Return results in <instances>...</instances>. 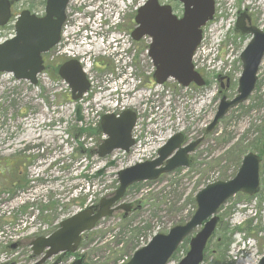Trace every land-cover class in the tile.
I'll return each mask as SVG.
<instances>
[{
    "label": "rangeland",
    "instance_id": "obj_1",
    "mask_svg": "<svg viewBox=\"0 0 264 264\" xmlns=\"http://www.w3.org/2000/svg\"><path fill=\"white\" fill-rule=\"evenodd\" d=\"M40 1H23L16 14L29 8L43 10ZM115 1L101 0L94 6H109L110 10ZM139 1L142 0L126 2L127 16ZM160 2L171 5L177 15L183 12L182 5L174 0ZM215 2L217 17L203 30L199 61L215 73L222 67L220 61L228 59L224 62L231 71L228 87L222 88L216 74L209 72L201 88L182 87L174 80L156 85L154 66L146 53L147 41L127 42V55L115 50L112 42L116 35L109 36L110 44L79 48L74 44L79 26L94 14L84 0H72L68 6L63 36L68 40L58 56L65 55L63 50L72 44L78 52H88L82 60L97 69L93 93L74 102L70 88L58 79L55 81L59 84L53 86L47 74L42 75L45 81L39 85L16 79L12 73L0 75V167L8 160L14 171L0 175V263L32 264L34 259L28 256L34 239L49 235L63 219L112 195L118 188L117 174L121 169L157 156L160 143L152 141V135L157 133L166 139L182 132L188 140H194L204 134L221 98L236 96L242 73L240 54L251 39L235 31L237 12L248 9L252 24L264 31V0ZM12 35L11 30L0 28V42ZM125 77L130 83L125 82ZM115 84L120 87L118 93H114ZM126 109L137 113L136 146L130 153L116 150L99 157L98 147L105 136L102 130L91 131L104 114ZM263 121L264 58L252 94L230 109L214 131L206 135L192 153L191 165L130 187L124 202L140 207L124 219V211L101 219L85 237L78 253L86 255L87 264H116L122 259L127 262L136 247L144 246L155 234L168 233L173 226L187 222L196 210V193L208 183L231 178L238 170L237 156L242 149V158L248 152L261 157L260 190L253 196L238 193L220 208L215 233L201 264H259L264 255ZM146 135L151 137L145 140ZM81 148L88 149L89 155L83 154ZM15 168L20 173L18 184ZM200 229L183 241L169 264H179L190 248V238ZM13 244L17 247L12 248ZM53 262L52 259L47 264Z\"/></svg>",
    "mask_w": 264,
    "mask_h": 264
},
{
    "label": "water",
    "instance_id": "obj_2",
    "mask_svg": "<svg viewBox=\"0 0 264 264\" xmlns=\"http://www.w3.org/2000/svg\"><path fill=\"white\" fill-rule=\"evenodd\" d=\"M174 1L183 5L180 17L173 12L171 5L162 4L160 0H147L137 11V27L133 38L136 41L144 36L151 39L148 53L155 67L153 78L157 84L173 78L184 87L191 83L201 87L205 85V80L194 69L192 58L201 42L203 27L213 19L215 0ZM69 2L47 0L43 16H37L27 9L21 12L15 23V35L0 43V74L12 73L16 79L37 84V75L44 69L42 55L61 40ZM246 18L250 23L246 14H241L236 21L237 30L251 35L240 55L242 73L237 95L233 99H227L226 96L221 98L213 120L206 127V133L212 132L228 111L246 101L255 89L264 58V31L254 25H247ZM9 19L10 1L0 0V26L6 25ZM58 73L69 85L73 101L81 99L88 92L90 83L78 61L65 62ZM136 121L137 115L132 110H125L118 116L103 115L100 126L107 138L99 145L97 154L103 158L115 150L130 152L135 145L132 132ZM202 140L199 137L186 143L182 132L175 133L158 149L154 159L121 169L118 172V188L112 195L63 219L51 234L39 236L31 242L33 255L39 258L34 264H44L55 256L57 259L54 264L60 263L64 255L77 251L83 234L93 230L101 219L111 217L116 210H124L127 215L133 209V203L123 202L127 189L135 183L153 181L178 168L189 167L190 153ZM260 169V156L248 152L234 177L209 183L197 192V208L187 222L173 226L168 233L155 234L124 264H168L180 244L198 227L201 229L190 238V248L179 264H201L206 245L219 221L218 211L237 193L255 195L260 190ZM11 247L16 248L17 244ZM72 264H86L85 256H78ZM259 264H264V256Z\"/></svg>",
    "mask_w": 264,
    "mask_h": 264
},
{
    "label": "flooded vegetation",
    "instance_id": "obj_3",
    "mask_svg": "<svg viewBox=\"0 0 264 264\" xmlns=\"http://www.w3.org/2000/svg\"><path fill=\"white\" fill-rule=\"evenodd\" d=\"M10 1V19L8 21V23L4 26H1L0 28L2 29H9L12 31V33L14 34L15 33V22L16 20L15 17L20 14L23 10H26V9H23L21 10L19 13L16 14V8L17 6L19 5H22L23 1L25 0H19V1H15V0H9ZM46 1L47 0H41L40 1V5L43 6V10L41 11H36L35 9L33 8H29L28 10L31 11V13L37 15V16H43L45 14V8H46ZM72 1V0H71ZM70 1V2H71ZM128 0H121L118 1L116 0L115 2L119 3L118 7L116 6L115 4V10H117V13H118V19L115 23V26L114 28H107L105 31H103V34L105 37L109 38L110 35H116V39H115V42H116V45H117V51L118 50H121L123 46H126L128 47L129 49L127 50L126 54H128L130 52V45L127 46L126 43L127 42H132V43H142L144 41H147V45L146 46V53L147 55L149 56V46H150V43H151V40L148 36H144L142 37L140 40L136 41L134 38H133V32L135 30V28L137 27V24H136V21H135V18H136V14H137V11L139 9V7L141 6L142 2H138L135 7L132 8V14H129L128 16L126 15V8L128 7V5L126 4ZM144 1V0H143ZM69 2V4H70ZM100 3L101 0H87L85 2L84 0V3H88V5L90 7H92V9L95 10V8L98 7V5L94 6L96 3ZM69 4L67 5V9H68V6ZM89 7V8H90ZM114 7V6H113ZM67 9H66V23H67ZM217 5H216V2H215V14L213 16V19H215L217 17ZM90 14V13H89ZM241 14H246V16L250 19V23L248 21V19L246 18L245 21H246V24L247 25H253L252 24V15L251 13L249 12L248 9H244L243 11L242 10H239L237 12V17H236V21L238 19V17L241 15ZM94 16V14H93ZM92 15L89 16L86 20L88 19H92L93 17ZM127 16V17H126ZM125 17L127 18L126 20V23H125ZM213 21V20H212ZM211 21V22H212ZM236 21H235V31L236 32H239L241 35H245V34H242L239 30L236 29ZM125 23V24H124ZM83 24V23H82ZM80 24L81 27H79V30L77 31V40L75 41V45H77L79 48H83V49H87L88 47L86 46V43L89 44L92 39L91 38H87V35H88V32L91 30L92 28V24L90 26H86V25H82ZM118 24V25H117ZM209 24V23H208ZM230 24V23H229ZM107 26V25H105ZM246 35H249V34H246ZM251 36V35H250ZM66 40H68V37L64 38L63 37L61 38V41L59 42L58 46L57 47H53L52 49H50L48 52L44 53L43 54V60H44V69L43 71L37 76V85L39 84H42L45 80H44V77H42L43 74H47L49 77H50V81L49 83L52 84L53 86L54 85H57L59 84L58 81H55V79H58L60 81V78L57 76V73L59 72V68L62 64H64L65 62L69 61L70 59H76L78 60L79 62H82V57L84 55H86L88 52L87 51H79L77 49H75V45H71L73 47H68V49L66 50V52H68L67 54V58H66V54L65 55H62V56H58L59 54V51L61 48H66ZM245 49V48H244ZM243 49V50H244ZM242 50V51H243ZM72 51V52H71ZM90 53V52H89ZM242 53V52H241ZM241 55V54H240ZM75 56V57H73ZM150 58V57H149ZM228 60V59H227ZM241 60V59H240ZM227 62V61H225ZM242 63V62H241ZM195 68L198 72H200V74L202 75V77L204 78L205 80V85L207 83V80H206V75L205 73L206 72H209L210 74L212 75H215L216 74V79L217 81H219L220 85L222 88H224V86L228 87L230 85V67L229 66H224L223 69L221 70H217L215 73L214 72H211L208 67L200 62L199 60H197L195 63ZM260 68V67H259ZM155 70V68L153 69ZM154 72V71H153ZM258 76V75H257ZM153 77V75H152ZM258 79V78H257ZM170 79H168L167 81H165L162 85H165ZM61 82V81H60ZM63 85H66L65 82H61ZM239 83V82H238ZM179 84V83H178ZM180 85V84H179ZM190 85H192L193 88H201V87H204V86H197L195 83H191ZM188 85V86H190ZM182 86V85H180ZM186 86V87H188ZM184 87V86H182ZM238 88V87H237ZM221 93L223 92V90L220 91ZM237 95V94H236ZM227 98V97H226ZM228 99V98H227ZM238 106V105H237ZM218 110V109H217ZM229 112V111H228ZM224 118V117H223ZM222 118V119H223ZM220 122V121H219ZM218 122V124H219ZM211 123V122H210ZM217 124V126H218ZM216 126V127H217ZM206 130V128H205ZM211 133V132H210ZM185 135V133H183ZM209 134V133H206L204 131V134L200 137H202V141L196 146L195 150L193 152L196 151V149L199 147V145H201V143L205 140V137L206 135ZM199 138V137H198ZM196 138V139H198ZM196 139L194 140H188L187 139V135H185V142H192V141H195ZM192 152V153H193ZM192 153H190V159L192 161ZM191 164V163H190ZM133 209L131 212H133L134 210H137L140 205L139 204H135L133 203ZM137 205V206H136ZM118 211H123V210H116L114 213L118 212ZM131 212H129L128 214H130ZM127 216V215H125ZM70 255L69 254H66L63 256L62 258V261L58 264H70L67 257H69ZM67 259V260H66ZM49 260H52V259H48L44 264H47ZM55 260V258H53V261Z\"/></svg>",
    "mask_w": 264,
    "mask_h": 264
},
{
    "label": "trees",
    "instance_id": "obj_4",
    "mask_svg": "<svg viewBox=\"0 0 264 264\" xmlns=\"http://www.w3.org/2000/svg\"><path fill=\"white\" fill-rule=\"evenodd\" d=\"M89 130H92V129H89ZM100 125L98 124L97 125V127L96 128H94L91 132L92 133H94V132H100ZM81 151L83 152V154H85V155H89V153H90V151L88 150V149H83V148H81ZM245 152L244 151H242V149H239V153H238V156H237V168H239L240 167V164H241V158H242V154H244ZM15 170H16V176H17V178H18V180L16 181L17 182V184L20 182V179H19V176H20V173H19V170H17L16 168H15ZM13 171V167H12V163L11 162H9L8 160H6L5 161V163H4V165L2 166V167H0V175L3 177L5 174H6V172H10V173H13L12 172ZM237 172V171H236ZM236 172H235V174H236ZM235 174H233V176L235 175ZM6 176H7V174H6ZM232 176V177H233ZM226 180H228V179H230V177H228V178H225ZM125 217L123 216V219H124ZM53 222V221H52ZM88 234H89V232L88 233H85L84 234V237H83V239H82V242L84 241V239H85V237L86 236H88ZM30 259H32L33 258V256L30 254L29 256H28ZM13 264H15V263H13Z\"/></svg>",
    "mask_w": 264,
    "mask_h": 264
},
{
    "label": "built area",
    "instance_id": "obj_5",
    "mask_svg": "<svg viewBox=\"0 0 264 264\" xmlns=\"http://www.w3.org/2000/svg\"><path fill=\"white\" fill-rule=\"evenodd\" d=\"M225 61H227L226 58H225V59H222V60L220 61L221 66H222L221 69L223 68V66H224V62H225ZM209 65H210V64H209ZM215 67H217V66H213V67H211V68H215ZM221 69H220V70H221ZM91 78H92V77H91ZM147 137H151V136L147 135ZM147 137H146V138H147ZM157 137H158V136H153V135H152V141H155V139H156Z\"/></svg>",
    "mask_w": 264,
    "mask_h": 264
},
{
    "label": "bare ground",
    "instance_id": "obj_6",
    "mask_svg": "<svg viewBox=\"0 0 264 264\" xmlns=\"http://www.w3.org/2000/svg\"><path fill=\"white\" fill-rule=\"evenodd\" d=\"M106 1H107V0H106ZM109 1H111V0H109ZM112 2H114V1H112ZM108 3H109V2H108ZM116 3H117V2H116ZM105 5H106V4H105ZM107 5H108V4H107ZM91 8H92V7H91ZM110 10H111V9H110ZM110 10H109V11H110ZM107 13H108V12H107ZM117 25H118V24H117ZM85 50H88V49H85ZM130 104H131V103H130ZM130 104H129V105H130Z\"/></svg>",
    "mask_w": 264,
    "mask_h": 264
}]
</instances>
